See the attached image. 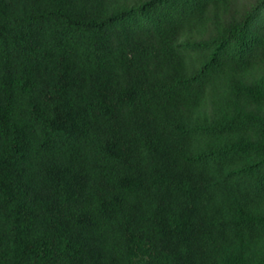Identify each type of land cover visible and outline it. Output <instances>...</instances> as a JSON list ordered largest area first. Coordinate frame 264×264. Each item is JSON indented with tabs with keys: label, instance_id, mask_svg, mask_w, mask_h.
Segmentation results:
<instances>
[{
	"label": "trees",
	"instance_id": "1",
	"mask_svg": "<svg viewBox=\"0 0 264 264\" xmlns=\"http://www.w3.org/2000/svg\"><path fill=\"white\" fill-rule=\"evenodd\" d=\"M0 264H264V0H0Z\"/></svg>",
	"mask_w": 264,
	"mask_h": 264
},
{
	"label": "rangeland",
	"instance_id": "2",
	"mask_svg": "<svg viewBox=\"0 0 264 264\" xmlns=\"http://www.w3.org/2000/svg\"><path fill=\"white\" fill-rule=\"evenodd\" d=\"M248 1V0H247Z\"/></svg>",
	"mask_w": 264,
	"mask_h": 264
}]
</instances>
